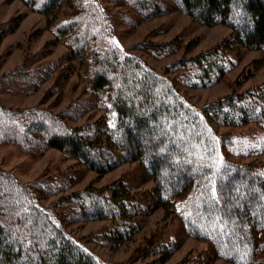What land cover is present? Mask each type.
Listing matches in <instances>:
<instances>
[{
    "label": "trees",
    "instance_id": "obj_1",
    "mask_svg": "<svg viewBox=\"0 0 264 264\" xmlns=\"http://www.w3.org/2000/svg\"><path fill=\"white\" fill-rule=\"evenodd\" d=\"M101 1L130 8L143 19L160 17L169 9L162 0ZM172 1L200 24H222L232 31L223 43L168 67L180 71L191 87L217 84L233 69L229 57L236 46L260 51L264 62V0ZM24 2L46 15L48 26L66 10L68 18L56 25L57 40L69 45V60H87L93 66L95 101L88 98L80 105L91 110L100 98L105 115L91 124L71 126L69 119L80 118L71 110L57 114L41 107L15 108L0 98V144L19 145L33 155L56 149L101 176L122 164L138 163L154 182L150 194L139 196L122 179L105 189L90 186L62 196L63 220L110 221L106 238L120 244L137 232L134 217L150 203L179 210L188 235L208 244L202 254L178 264H212L217 259L264 264V171L256 164L224 159L213 128L263 126L264 86L231 93L198 109L171 79L141 58L104 44L112 31V10L99 0ZM16 28L12 24L10 32ZM151 46L159 56L171 51L169 44ZM51 73V67L37 71L24 64L0 77V93H34ZM58 188L68 186L51 178L26 184L0 169V264H108L43 207L41 200ZM175 250L170 245L153 248L159 255L154 264H165Z\"/></svg>",
    "mask_w": 264,
    "mask_h": 264
},
{
    "label": "rangeland",
    "instance_id": "obj_2",
    "mask_svg": "<svg viewBox=\"0 0 264 264\" xmlns=\"http://www.w3.org/2000/svg\"><path fill=\"white\" fill-rule=\"evenodd\" d=\"M162 1L169 6L166 13L153 19H143L130 8L114 7L113 3L99 0L102 6L112 10V31L105 37L104 44L117 45L141 58L158 74L171 79L179 93L198 109L231 93L240 94L264 86L263 54L240 46H236L229 57L234 64L233 69L213 86L193 88L181 78L180 71L170 72L168 67L171 64L214 48L230 38L232 31L222 24L204 26L177 10L172 0ZM65 14L63 9L58 20L48 26V17L30 8L24 0H0V35L4 33L0 37V77L24 64L28 69L37 71L52 68L48 79L34 93L2 92L0 98L7 106L15 108L41 107L57 114L68 109L73 115L80 116L79 119L68 120L71 126L91 124L105 115V110L100 98L91 110L80 105L88 98L95 101L91 93L93 66L91 61L69 60V45L66 41L57 40L56 25L68 18ZM130 18L132 22H129ZM12 24H17V28L10 32ZM161 44H169L171 51L159 56L150 47ZM213 128L224 159L256 164L264 171V125L226 127L213 124ZM0 169L26 184L47 178L58 185L66 184L68 189L58 188V192L41 200V203L101 262L154 264L159 255L153 252V248L170 245L176 250L165 264H178L202 254L208 248L205 241L188 235L182 224V215L177 212L179 210L174 213L150 203L144 205L147 210L143 214L134 217L138 220L137 232L120 244L110 243L106 238L113 224L110 221L63 220L60 198L90 186L105 189L122 179L138 196L146 192L150 194L154 182L138 163L122 164L101 176L56 149L33 155L24 152L19 145L0 144ZM212 264L231 263L217 259Z\"/></svg>",
    "mask_w": 264,
    "mask_h": 264
}]
</instances>
